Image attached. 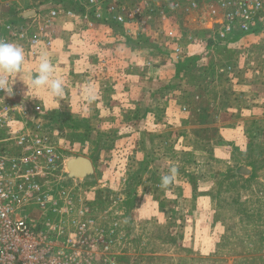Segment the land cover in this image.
Instances as JSON below:
<instances>
[{
    "label": "rangeland",
    "instance_id": "obj_1",
    "mask_svg": "<svg viewBox=\"0 0 264 264\" xmlns=\"http://www.w3.org/2000/svg\"><path fill=\"white\" fill-rule=\"evenodd\" d=\"M69 28L67 21L58 24L52 47L55 57L50 59L48 56L56 77L65 83L68 82L65 78L69 72L67 66L72 64L70 56H77V65L83 62V57H90L93 67L89 70L94 72L97 66L107 70L111 64L120 61L124 71L127 67L123 76L144 77L146 82L142 88L148 91L162 86V83L155 82L161 79L162 74L172 79L175 64L167 58L165 50L156 49L158 51L153 50L155 54H150L148 48L109 46L106 39L99 45L100 34L93 37V42L78 44L69 41ZM231 48L235 56L242 50V47ZM156 55L165 58L164 61L158 59L152 66L145 67L144 61L148 57L155 59ZM100 56H107L108 61L100 63ZM38 62L39 59L22 68L21 78L26 83ZM129 63L132 67L128 68ZM221 68L219 66L217 71L220 72ZM75 71L82 73L80 67ZM94 72L92 74L96 76L98 73ZM168 79L164 80V84H171ZM182 80L186 82L185 87ZM243 80L239 84L232 81L235 90L240 91L241 86L250 85L253 81ZM77 82L76 86L80 88V82ZM206 82L207 87H202L195 73L181 77L171 89L182 86V96L178 93L171 101L174 107L168 119L174 125L163 121V111L151 112L153 117H144L140 120L142 123L132 129L136 131V136H132L134 142L126 143L129 137L124 138L127 139L125 142H115L119 133L113 135L112 128L106 127H101L102 132L114 136V141L93 144L90 154L82 150L87 144L54 142L62 148L65 158L92 156L94 150L97 154L101 152L98 155L117 154L118 159L104 158L106 166L129 164L130 158H123L126 151L143 154L142 158L134 160L137 164L136 177L128 175L134 185L128 192L138 203L137 225H133L128 216L119 222L117 217L123 213L117 214L119 209L106 207L111 203L107 200L105 209L94 204L96 210L106 211L104 216L110 223L113 220L118 222L123 234V240L115 248L119 252L116 253V264H264V105L256 108L255 103L248 104L246 101L243 106V102L237 103L250 111L241 110V107L238 109L237 105L227 109V101H216L212 90L207 89L208 78ZM33 90L36 92L34 101L42 108L43 121L52 116L61 121L60 117L69 118L70 113L72 120H80L81 111H73L66 106L68 95L54 98L44 89ZM179 96L184 98L183 102H180ZM160 97V94L155 97V102H161ZM141 101L143 104L148 102L145 95ZM218 104L221 108L216 107ZM94 129L97 130V127ZM121 132L127 134L128 130L123 128ZM149 132L154 135H151L150 142H144L143 138ZM48 135L53 140L49 130ZM170 169H175L172 173L174 179L169 186L161 187L160 178ZM94 174L80 181L93 192L95 186L88 184L97 179ZM109 177L113 180H105L102 185L115 182L113 175ZM124 187L110 186L106 193H111L114 188L120 192ZM133 226L135 229L130 231Z\"/></svg>",
    "mask_w": 264,
    "mask_h": 264
},
{
    "label": "built area",
    "instance_id": "obj_2",
    "mask_svg": "<svg viewBox=\"0 0 264 264\" xmlns=\"http://www.w3.org/2000/svg\"><path fill=\"white\" fill-rule=\"evenodd\" d=\"M61 21L83 42L96 34L99 45L106 39L109 46L123 45L120 33L148 39L173 64L187 62L210 40L242 47L236 59L244 76L264 79L257 65L264 60V47L257 51L264 46V0H0V39L24 49V64L50 51ZM154 60L148 57L145 67ZM206 60L199 53L197 64ZM34 94L18 78L12 95L0 90V264H116L120 226L94 208L92 189L64 181L66 158Z\"/></svg>",
    "mask_w": 264,
    "mask_h": 264
},
{
    "label": "crops",
    "instance_id": "obj_3",
    "mask_svg": "<svg viewBox=\"0 0 264 264\" xmlns=\"http://www.w3.org/2000/svg\"><path fill=\"white\" fill-rule=\"evenodd\" d=\"M69 39V41H74L78 44L83 43V41L81 40L82 35H70ZM51 49L49 52H47V55L50 57V59H54V48L52 50ZM69 58H72V64H69L67 66L69 72L65 78L68 79V82L65 83V81H63L65 86L64 95L69 96L67 97L66 106L70 110L81 111V118L77 121L72 120V117H70L72 114L70 113L69 118H62L59 116V119L61 121H57L56 119L58 117L56 116H52V118L47 117L46 120L44 119L45 122L47 121V131H50L54 142L56 141L58 143L65 141L66 143L78 142L87 144V146L85 145L82 150L85 153L90 154L92 153L91 146H93V144L101 142L110 143L114 141L113 139H115L114 136L106 135L108 133L102 132L101 127L112 128L113 135H118L119 133V136L115 140V142H125L127 139L124 138L127 137H129V140L126 143L134 142L135 140L132 136H136V131L132 129H135L138 125H140L144 117H153V113H150L155 112L156 107L160 106L163 108V121L165 120L169 123H172L171 120L168 119L170 110L173 106L171 101L172 98H175V96L178 95V93L182 96L181 87H185L186 85V82L184 80L182 81L185 84L183 83V85L181 87H178L176 90L166 92L164 95L165 99H160L162 101L167 100L166 107H164V102H155V97H158L159 95L158 89L151 88L148 91L145 90V88H142L144 86V83L146 82L144 77L135 78L131 74H129L128 76H123L126 75V73H124L126 71H124L123 67L120 66V61L116 62V64L114 65L111 64L108 68H106L107 70H102V68L100 69V67L97 66L95 70L98 74H95L96 72L89 70L93 67V62L89 59L90 57H83V62L80 65H77L75 62L77 56H70ZM155 60H157L156 57ZM31 63L32 62H27L23 65V68ZM131 63H134V61H131ZM78 67L82 69V73L80 74L75 71V69ZM125 69L127 70L126 67ZM93 72L96 76L92 74ZM161 79H163L162 82ZM161 79L156 80L155 82L162 83L163 86L164 80L168 78H166V76L162 74ZM187 79H189V77ZM77 81L80 82V88L79 86H76ZM232 87L234 88L235 86L232 84ZM240 91L242 92V96L245 99V102L247 101L248 104H252L251 102L256 103L257 105L255 104L254 106L256 108H261L262 105H264V90L262 87H254L252 84L243 85L240 87ZM163 94H161V96ZM143 95H145L147 98L148 102L146 104H143V102L141 101V97ZM179 98L180 102H183L184 98L180 96ZM242 110L250 111L247 108H242ZM62 119H65V121H63ZM151 122L154 123L153 119H151ZM96 127L97 130L94 129ZM123 128L128 130V132H126L127 134H121V130ZM151 135L154 134L149 132V134H147V136L143 138L144 142H150ZM93 153L94 155H96L94 159L93 154L92 156L82 155L91 161L94 168L93 173L95 172L94 175L97 178L94 183L90 185L88 184V186H95V192L91 191L89 195L90 200L92 201L91 204L93 206L94 204H99V207L103 209L110 206L117 208L119 209V211L117 210V214L123 213L122 216L117 217L118 220L120 219L119 222H123V219H126V216H128L129 221L131 223L133 222V225H137V222L139 221L138 216L136 215L138 203L134 199H132V194H129L130 192H128L131 191L130 186H134L130 183V178L128 177V175H134L136 177L137 170H135V168L137 164L135 165L134 160H139L143 157V154L140 155L139 152L133 150L124 152V156L122 155L123 158H130V163H124L122 166L118 167L112 166L111 164L106 166L103 163L106 161L104 158L118 159L117 154L103 155L102 153L98 155L101 152L97 154L96 150H94ZM99 165L103 166L99 167ZM99 174H102V176H98ZM111 175L114 176L113 178L115 182L110 181L108 184L102 185L103 181L112 179V177H109ZM80 181L81 180H79L78 182ZM80 184H82V182H80ZM110 186L125 187L122 189L123 191L120 192H118L119 189L116 190V188H114L111 193L110 191L109 193H106L107 187ZM122 194L124 195L122 196ZM106 200L111 202L107 206L105 204ZM134 229L135 227L133 226V229H130V231H133Z\"/></svg>",
    "mask_w": 264,
    "mask_h": 264
},
{
    "label": "trees",
    "instance_id": "obj_4",
    "mask_svg": "<svg viewBox=\"0 0 264 264\" xmlns=\"http://www.w3.org/2000/svg\"><path fill=\"white\" fill-rule=\"evenodd\" d=\"M121 35V41L124 45V47L127 48H136L140 47L142 49H149L150 54H153V50L160 49V51L164 50L159 44H156L148 39L146 40H132L125 36L123 33H120ZM262 47L264 46H257V51L259 52ZM158 51V50H156ZM207 55V64L203 63L202 65L197 64V59L199 56V53H204ZM164 61V60H163ZM226 65H233V70L229 74L228 72H218L217 68L221 66L222 68ZM257 65L264 67V60H258ZM145 68V67H144ZM174 71L171 74L172 79L171 84H164L161 86L159 90V94H164L159 99H165L164 95L166 92H171V90L175 85H177V82L180 80L181 77H187L190 73L197 74L200 85L203 87L204 85L207 87V78H208V88L212 90V94L215 97L214 99L218 102L220 100L222 101L225 99L227 102L225 104V108L232 109L236 108V105L238 106V109L241 107V103L237 102H243L242 106L245 105V99L242 96V92L239 90H235V88L232 87V81L237 82L238 84L244 79H253L251 82L254 87L260 86L264 90V79L261 78L259 75H253L250 78H247L244 76V73L241 69V65L237 63L236 56L234 54V51L231 47L219 44L218 42L210 40L207 44V46L202 48H195L194 51L189 56V59L187 62L183 64H175L174 65ZM127 71V70H126ZM127 73V72H126ZM234 82V83H235ZM162 92V93H161ZM226 97V98H225ZM164 102V107H166V100L162 101ZM217 102V103H218ZM256 104V103H255ZM255 104H253L255 106ZM257 105V104H256ZM161 107V106H160ZM156 107V110L158 112H162L163 108ZM218 108V106H216ZM243 107L240 109L242 110ZM155 110V111H156Z\"/></svg>",
    "mask_w": 264,
    "mask_h": 264
},
{
    "label": "clouds",
    "instance_id": "obj_5",
    "mask_svg": "<svg viewBox=\"0 0 264 264\" xmlns=\"http://www.w3.org/2000/svg\"><path fill=\"white\" fill-rule=\"evenodd\" d=\"M24 60V49L20 45L0 39V90L12 95L13 85L18 78L27 86V92L32 88L44 89L54 98L64 95V82L62 79L56 77L54 67L47 53L40 54L38 66L31 74V78L27 83L21 78ZM174 171L175 169H170L168 174L161 176V187H167L172 183L174 179L172 173Z\"/></svg>",
    "mask_w": 264,
    "mask_h": 264
},
{
    "label": "water",
    "instance_id": "obj_6",
    "mask_svg": "<svg viewBox=\"0 0 264 264\" xmlns=\"http://www.w3.org/2000/svg\"><path fill=\"white\" fill-rule=\"evenodd\" d=\"M64 181L85 180L93 174L91 161L84 156L67 157L64 162Z\"/></svg>",
    "mask_w": 264,
    "mask_h": 264
}]
</instances>
